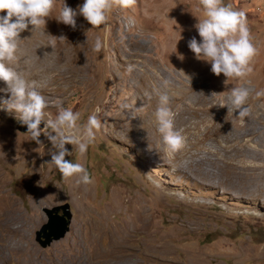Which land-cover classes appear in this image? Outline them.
<instances>
[{
    "label": "rangeland",
    "instance_id": "374dc122",
    "mask_svg": "<svg viewBox=\"0 0 264 264\" xmlns=\"http://www.w3.org/2000/svg\"><path fill=\"white\" fill-rule=\"evenodd\" d=\"M82 3L66 0L73 9ZM223 3L246 12L258 49L243 79L215 76L188 48L191 38L200 41L199 0H137L114 7L99 28L78 16L75 30L54 11L46 36L31 25L20 33L13 65L53 102L45 122L59 99L80 113L79 125L99 109L102 127L83 157L65 145L72 152L65 159L92 180L77 184L48 164L55 149L43 133L38 144L15 129L18 117L2 107L10 94L0 92V214L12 222L0 220V264H91L85 250L93 245L109 255L92 264H264V95H256L264 91V0ZM242 84L251 89L243 118L221 107ZM161 92L184 137L176 152L157 130ZM61 204L69 206L68 231L41 248L34 238L45 223L41 209Z\"/></svg>",
    "mask_w": 264,
    "mask_h": 264
},
{
    "label": "clouds",
    "instance_id": "9594fccd",
    "mask_svg": "<svg viewBox=\"0 0 264 264\" xmlns=\"http://www.w3.org/2000/svg\"><path fill=\"white\" fill-rule=\"evenodd\" d=\"M136 2L137 0H83L82 4L73 9L66 4V0H0V13H5L0 15V81L6 86L0 89V92L10 94V100L4 102L2 107L16 114L18 121L27 127V134L30 135L31 140L40 144L41 134L46 136L55 149L48 164L55 167L66 180L77 176V184L87 185L92 183V180L81 163H73L65 159L72 154L65 145L76 146L81 157L86 154L89 145L95 141L96 131L102 127L101 120L96 114L99 109L90 115L83 125H79L80 113L65 108L63 101L58 99L54 102L58 114L54 119L48 118L45 122V109L53 102L41 94L37 81L26 78L13 65L21 41L20 33L31 25L32 32L42 28V34L45 35L46 18H52L54 11L58 13L55 17L57 22L73 30L77 27L78 16L83 17L92 28H99L106 24L108 13L114 7L129 9ZM199 7L202 8L203 18L197 19L195 28L200 41L198 42L195 37L191 38L187 45L190 51L197 59L208 62L215 76L223 74L227 79H243L249 76L253 72L251 64L258 54V49L252 42L246 12L225 5L223 0H199ZM128 22L132 23V19L129 18ZM47 37L53 43L66 42V37L63 35L58 38L50 35ZM101 47L102 43L97 38L94 51H100ZM134 68V65H129L127 71L131 73ZM184 76L190 85V77ZM168 84L169 81L165 80L164 86ZM250 92L251 89L243 84L231 88L221 107L227 106L228 111L229 108L239 110V116L246 117L249 109L244 105ZM192 93L195 96L203 95V93ZM221 94L212 93L211 97ZM256 95H264V91H259ZM169 102V95L161 92L155 118L163 143L169 150L176 152L184 146L185 141L181 133L174 128L173 112ZM41 123L44 124L43 130L40 129ZM45 130H48L46 134Z\"/></svg>",
    "mask_w": 264,
    "mask_h": 264
},
{
    "label": "water",
    "instance_id": "95a60500",
    "mask_svg": "<svg viewBox=\"0 0 264 264\" xmlns=\"http://www.w3.org/2000/svg\"><path fill=\"white\" fill-rule=\"evenodd\" d=\"M43 128L41 123L40 129ZM15 129L21 133H27V127L20 122L16 124ZM58 211L60 214L58 215ZM41 212L45 216L43 223L35 232V241L41 248L47 247L52 241H56L63 237L68 231L71 219L69 206L67 204L56 205L50 208H42Z\"/></svg>",
    "mask_w": 264,
    "mask_h": 264
},
{
    "label": "bare ground",
    "instance_id": "6f19581e",
    "mask_svg": "<svg viewBox=\"0 0 264 264\" xmlns=\"http://www.w3.org/2000/svg\"><path fill=\"white\" fill-rule=\"evenodd\" d=\"M237 197V196H236ZM13 202V201H12ZM13 204V203H12ZM19 214V213H18ZM3 217V218H2ZM137 217V216H136ZM32 219V218H31ZM0 220H2L5 224H7V225H9V224H11L12 222H11V219H9V218H4V216H1V214H0ZM20 220V219H19ZM23 220V219H22ZM137 221H139L140 220V218H137L136 219ZM22 222V221H21ZM15 223V222H14ZM13 229V228H12ZM19 230V229H18ZM88 238V243H90V244H94L95 242H96V239H97V237H95V236H92V235H90V236H88L87 237ZM18 243V242H17ZM16 243V244H17ZM22 244V243H21ZM87 246V245H86ZM20 250V249H19ZM121 250V249H120ZM125 250V249H124ZM26 251H27V249H26ZM23 252H24V249H23ZM82 252V251H81ZM85 252H86V254H87V256H88V261L92 264L93 263V260H95V259H97V258H105L104 256H106L107 254H108V252H107V254L105 255V253L106 252H104V251H101V249L100 248H96V246L95 245H93V247L92 246H87L86 247V250H85ZM117 252V251H116ZM125 252V251H124ZM1 254V253H0ZM85 254V253H84ZM85 254V255H86ZM124 254V253H123ZM126 254V253H125ZM109 255V254H108ZM110 255H111V253H110ZM112 255H113V253H112ZM111 255V256H112ZM120 254L117 252V254H116V256H117V258H119L120 256H119ZM115 256V257H116ZM2 258H3V256H1ZM27 257V259H29L30 257L29 256H26ZM125 257V256H124ZM107 258V257H106ZM105 258V259H106ZM109 259V258H108ZM23 260V259H22ZM21 261V260H20ZM25 261V260H24ZM23 261V262H24ZM26 262V261H25ZM107 264V263H106Z\"/></svg>",
    "mask_w": 264,
    "mask_h": 264
},
{
    "label": "flooded vegetation",
    "instance_id": "af4514ba",
    "mask_svg": "<svg viewBox=\"0 0 264 264\" xmlns=\"http://www.w3.org/2000/svg\"><path fill=\"white\" fill-rule=\"evenodd\" d=\"M58 215L60 214V211H58V213H57Z\"/></svg>",
    "mask_w": 264,
    "mask_h": 264
}]
</instances>
